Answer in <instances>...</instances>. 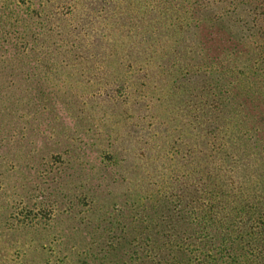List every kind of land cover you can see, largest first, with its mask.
<instances>
[{
	"label": "rangeland",
	"instance_id": "374dc122",
	"mask_svg": "<svg viewBox=\"0 0 264 264\" xmlns=\"http://www.w3.org/2000/svg\"><path fill=\"white\" fill-rule=\"evenodd\" d=\"M231 2L0 0V264H183L264 208V0Z\"/></svg>",
	"mask_w": 264,
	"mask_h": 264
},
{
	"label": "trees",
	"instance_id": "16d2710c",
	"mask_svg": "<svg viewBox=\"0 0 264 264\" xmlns=\"http://www.w3.org/2000/svg\"><path fill=\"white\" fill-rule=\"evenodd\" d=\"M231 4H234L233 11L237 9L236 12L240 15L242 6L248 5V2L247 0H232ZM28 8H26V13L29 12L32 16L33 11L32 9L28 11ZM230 12L231 11H227L228 14H230ZM8 13L12 14V12ZM8 13L4 10V12L0 14L2 25L9 21ZM15 14L14 11V15ZM39 23L42 25L38 29L45 31L47 27L45 20ZM220 204L225 208L224 211H214L210 209L209 212L202 216H208L211 220L204 217L203 220L205 222H199L202 229L199 236L202 247L192 249L189 247L185 248L182 239V237H185V232H180L178 236L174 235V242L168 241L171 247H173L172 243L175 244L176 247L173 251L177 250L185 256L183 264H264L263 205L260 206L259 203H255L251 204L252 206L249 208H245V202H241L237 207ZM214 214L219 215V220L214 217ZM247 215L248 217L246 219ZM208 223L210 226L212 225V231H215V241L211 245V250L213 252H210V245H203V243L208 242L206 239L211 240V235L203 232V226H206ZM186 225L190 226L188 222ZM193 226L189 228H196L195 231L197 232L198 227L196 225ZM178 237H181L182 240L177 241Z\"/></svg>",
	"mask_w": 264,
	"mask_h": 264
}]
</instances>
